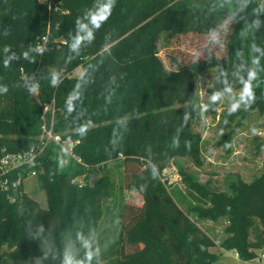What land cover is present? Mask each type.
I'll use <instances>...</instances> for the list:
<instances>
[{
  "label": "trees",
  "instance_id": "1",
  "mask_svg": "<svg viewBox=\"0 0 264 264\" xmlns=\"http://www.w3.org/2000/svg\"><path fill=\"white\" fill-rule=\"evenodd\" d=\"M95 3L0 0V88L7 89L0 92V159L37 143L44 122L52 123L64 141L74 142L73 156H63L62 168L57 143H49L37 159L47 208L25 192L13 191L14 202L0 192V264H64L66 254L84 259L78 235L100 248L101 264H212L219 258L211 250L217 244L242 261L255 259L264 250V173L250 183L230 184L228 192L189 178L183 208L178 193L152 179L151 170L155 166L161 175L175 156L198 154L201 138L192 121L200 103L197 78L204 70L216 72L207 85L211 97L229 87L231 71L241 69L246 78L256 67L260 79L253 82L256 101L250 108L264 114V56L253 50V45L264 50V7L259 0H250L243 11L244 0H116L94 41L77 56L69 48L77 17ZM253 8L260 12L253 14ZM106 36L114 42L111 55L103 51ZM203 37L201 56L181 61L179 47ZM160 51L175 69L160 65ZM8 57L13 58L6 68ZM253 57L260 58L259 66L252 64ZM79 66L87 70L88 83L69 114L65 101L80 77L70 74ZM53 72L61 74L58 87L50 86ZM34 87L36 93L30 91ZM183 102L184 107H175ZM49 104H54L53 119L45 112ZM245 112L235 114L242 119ZM172 117L175 122L166 129ZM86 120L92 121L91 129L81 138L74 129ZM116 161L122 168L120 185L109 175L92 187L70 184L71 178L88 174L86 166ZM125 190L140 195L142 205L125 201ZM218 220L226 222L219 242L200 224Z\"/></svg>",
  "mask_w": 264,
  "mask_h": 264
},
{
  "label": "rangeland",
  "instance_id": "2",
  "mask_svg": "<svg viewBox=\"0 0 264 264\" xmlns=\"http://www.w3.org/2000/svg\"><path fill=\"white\" fill-rule=\"evenodd\" d=\"M203 44L205 45V37L196 43L193 40L191 44L179 47L176 52L180 55L181 61L198 58L201 56L202 50L199 47ZM158 58L160 65L165 69H175V66L169 62L162 51L158 53ZM83 71L84 68L79 66L71 72L70 76H81ZM215 74L214 69H207L197 78V95L200 103L197 105V112L192 121V130L201 138L198 154L194 158L175 156L164 173L159 175L162 183L170 191L174 190L178 193V203L183 208L188 202L186 181L191 178L199 183L210 181L220 190L228 192L230 184L237 183L239 180L250 183L264 173V114L258 108H249L242 119L235 114L233 115L234 119L229 120L227 109L231 94L226 91L228 87L221 92L223 93L222 100L215 103L206 94L207 85L211 83ZM242 76L245 77V74L241 69L231 71L228 85L233 89V92H239L240 86H242L240 81ZM176 95L181 96L179 90H176ZM184 105H186L185 102L176 103L175 107L179 109ZM205 107H207L206 112L202 111ZM173 122H175L174 117L166 120V129L171 128ZM253 130H255V134ZM60 147L65 149L67 154L73 156V141H65ZM86 167L88 168V174H85L86 186H95L105 175L111 176L117 185H120L122 170L120 162ZM22 187L24 192L37 201L41 207H48L47 197L41 190L38 176L26 177ZM123 197L131 204L142 205V198L138 194H131L125 190ZM200 224L204 229H208L210 234L217 237L218 242L225 237L223 231L226 222L224 220ZM211 250L219 254V258L212 264H264V260L259 261L257 258L242 261L235 251L225 250L218 244ZM36 263L34 260L23 264Z\"/></svg>",
  "mask_w": 264,
  "mask_h": 264
},
{
  "label": "clouds",
  "instance_id": "3",
  "mask_svg": "<svg viewBox=\"0 0 264 264\" xmlns=\"http://www.w3.org/2000/svg\"><path fill=\"white\" fill-rule=\"evenodd\" d=\"M250 0H244V4L240 6L239 10L243 11L244 6L249 3ZM116 6V0H96L93 8L87 9L81 17H77L76 20V32L75 35L71 38V43L69 45L70 51L75 53L77 56L80 54L82 47L91 44L95 39V32L98 31L104 23L107 22L109 17L111 16L112 10ZM253 14H258L260 12L259 8H253ZM255 26H259V21L256 20L254 22ZM105 44L103 46V51L107 55H111V48L114 46V42L111 40L110 36L105 37ZM37 51H43L42 48H37ZM253 50L260 52L262 56H264V50L257 48L253 45ZM239 55V53H238ZM25 58H27L28 53H24ZM13 57H8L4 60V66L7 68L9 66V61ZM30 62L34 63V60H30ZM252 64L254 66L260 65V58L253 57ZM91 67V65L89 66ZM264 70V69H261ZM87 76V70H84L81 76L78 78L77 83L75 84L74 89L70 92L65 101L66 112L71 114L76 111V102L81 101L82 93L80 89L84 86V84L88 83L85 79ZM260 79L259 72L256 67H253L248 70L247 76L241 77L240 81L242 87L239 92H233L231 87H228L226 91L231 94V98L229 101V107L227 109L228 115H233L239 110L243 109L247 111L253 103L256 101V95L254 91V81ZM50 86L58 87L61 83V74L58 72H53L50 74ZM258 86V85H257ZM6 88H0V92H6ZM32 93H36L38 91L37 88L30 89ZM223 93L217 91L214 92L210 100L215 103L217 101L222 100ZM108 101L111 102V97H107ZM202 111H207V107H205ZM187 120V115L185 116V121ZM91 120H86L80 123L75 129L74 133L81 138H84L88 131L91 129ZM255 134V130H253ZM174 147H179L178 140H174ZM67 152L65 149L61 148V157L58 160L59 167L64 166L63 156H66ZM152 179H159V169L155 166L152 167L151 170ZM141 191L145 190L146 185L140 186ZM78 239L81 242L82 247L85 250L84 259H75L71 254H66L64 259V264H93V260L95 259L97 264H101L100 256L101 251L100 248L97 247L93 249L91 241H89L86 237L82 235H78ZM111 243H114V240H111L108 244L105 245V251L108 250Z\"/></svg>",
  "mask_w": 264,
  "mask_h": 264
},
{
  "label": "built area",
  "instance_id": "4",
  "mask_svg": "<svg viewBox=\"0 0 264 264\" xmlns=\"http://www.w3.org/2000/svg\"><path fill=\"white\" fill-rule=\"evenodd\" d=\"M259 4L264 7V0H259ZM53 109L54 106L52 108V104L45 106V112L50 111L52 114V119L54 115ZM42 118L44 119V116ZM51 142L57 143L59 145L65 143V141L62 139V135L53 130L52 123L49 125L47 122H44L42 125L41 135L37 143L32 144V146H30V148L27 150L21 152H8L1 157L0 192H6L11 202L16 200V196L13 194V191L19 190L20 192H24L22 186L26 177L38 176V172L35 169L38 162L37 159L44 151L46 146ZM78 162H81V159H78ZM21 168L27 171L25 175H23L21 172ZM16 171L18 172L17 178L15 180H11L9 175ZM70 184L77 186L78 188L85 187V175L71 178ZM1 249L2 247L0 245V250ZM256 258L259 261L264 260V250L258 251Z\"/></svg>",
  "mask_w": 264,
  "mask_h": 264
}]
</instances>
